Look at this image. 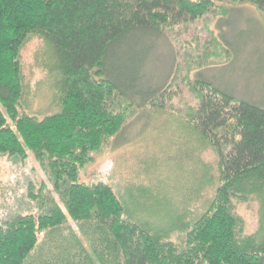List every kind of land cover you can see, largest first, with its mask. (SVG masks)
Returning a JSON list of instances; mask_svg holds the SVG:
<instances>
[{
  "label": "trees",
  "instance_id": "16d2710c",
  "mask_svg": "<svg viewBox=\"0 0 264 264\" xmlns=\"http://www.w3.org/2000/svg\"><path fill=\"white\" fill-rule=\"evenodd\" d=\"M217 3L264 15V0H0V157H32L52 185L29 182L34 207L0 223V264H264V107L191 77L217 65L207 49L227 52L211 33L205 46L181 45L186 58L165 86L146 73L153 41L179 26L208 30L224 13ZM136 35L146 36L145 57L121 55ZM33 37L47 47L41 68L58 107L42 119L24 111L20 56ZM181 83L196 100L188 123L217 154L221 185L206 212L170 213L177 225L160 233L128 213L110 185L79 177L94 155L123 144L141 108L165 110L180 97ZM232 199L258 203L255 234H244ZM176 232L186 234L168 241Z\"/></svg>",
  "mask_w": 264,
  "mask_h": 264
},
{
  "label": "rangeland",
  "instance_id": "374dc122",
  "mask_svg": "<svg viewBox=\"0 0 264 264\" xmlns=\"http://www.w3.org/2000/svg\"><path fill=\"white\" fill-rule=\"evenodd\" d=\"M217 5L224 6V13L215 17L208 30L199 24L179 26L153 41L146 64L147 77L154 80L155 87L169 83L175 67L186 58H182L181 45L194 49L195 41L199 40L205 46L211 43L208 41L211 33L228 55L207 49L210 58H217V65L192 72L191 77L200 73L236 100L264 107V15L248 4ZM146 41V36H134L123 47L121 55L145 57ZM46 49L44 41L33 37L24 45L20 56L29 104L24 111L41 119L58 111L53 102L54 81L41 68ZM198 52L202 56L205 54L204 49ZM180 86H183L180 97L174 98L165 110L141 108V113L125 130L123 144L94 155V162L87 165L79 177L82 182L110 185L128 213L160 233L176 227L173 218L167 220L170 213L187 211L190 220L206 212L221 185L217 154L193 131L187 120L189 108L196 104L194 95L182 83ZM29 182L37 190L43 183L52 190L51 183L32 157L24 163L0 157V223L34 207L27 200ZM231 203L235 214L245 224L244 234H255L259 221L258 203L236 199ZM169 222L173 225L170 229ZM69 225L77 229L75 224ZM185 234L176 232L168 241L177 242L178 237L184 238Z\"/></svg>",
  "mask_w": 264,
  "mask_h": 264
}]
</instances>
